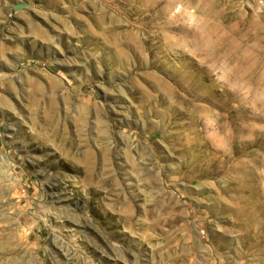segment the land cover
Here are the masks:
<instances>
[{
  "label": "rangeland",
  "instance_id": "rangeland-1",
  "mask_svg": "<svg viewBox=\"0 0 264 264\" xmlns=\"http://www.w3.org/2000/svg\"><path fill=\"white\" fill-rule=\"evenodd\" d=\"M0 264H264V0H0Z\"/></svg>",
  "mask_w": 264,
  "mask_h": 264
}]
</instances>
